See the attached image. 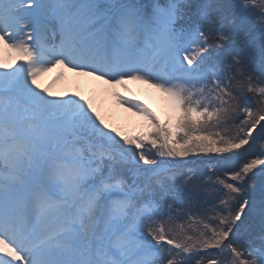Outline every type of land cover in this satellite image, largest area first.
I'll return each mask as SVG.
<instances>
[{"label":"snow or ice","instance_id":"snow-or-ice-1","mask_svg":"<svg viewBox=\"0 0 264 264\" xmlns=\"http://www.w3.org/2000/svg\"><path fill=\"white\" fill-rule=\"evenodd\" d=\"M55 68L144 130L42 89ZM0 264H264V0H0Z\"/></svg>","mask_w":264,"mask_h":264},{"label":"rangeland","instance_id":"rangeland-1","mask_svg":"<svg viewBox=\"0 0 264 264\" xmlns=\"http://www.w3.org/2000/svg\"><path fill=\"white\" fill-rule=\"evenodd\" d=\"M249 39L254 40L255 44H259L260 38L257 32H254ZM5 56H7V52H5ZM63 73L61 76L60 73ZM88 83H91V88H94L93 94H91V88L88 87L83 79V76L77 75L73 71H68L64 68H55L50 72L45 73L42 75L38 83L41 85V88H48L54 96L57 98H68L73 96L74 94H79L83 96L86 100H92L94 105L96 106L97 110L100 111L101 115L105 118L106 123H108L110 126L115 127L119 130H121L123 133L131 136L138 134L139 132L143 131L142 128L143 121L141 117L139 116L138 120L133 121L131 120V115L134 114V111H128L126 105H121L117 100H115L117 107L114 106L112 108V111L114 110V114L111 112V107H109V102H105L102 100L101 96V89L105 87H97V85H94V80L92 78L88 77ZM141 89L144 90L147 88V84H143L138 82ZM95 86V87H94ZM130 99H135L145 105H147L149 108H151L153 111H155L158 115L159 112L156 111L152 106H150L148 103H146L143 99L138 97H128ZM255 99V98H253ZM162 117V116H161ZM154 151V150H153ZM258 151V148L257 150ZM214 153H200L197 156H189L184 158L186 161L190 162L188 164L189 167L195 168L201 175H203L205 172L208 171L209 164H215V159L210 160V155H213ZM229 153H224L220 155H227ZM230 155V154H229ZM249 158H252L251 155ZM208 160V161H206ZM244 162L243 159H239L236 157H233L227 162H221V164L227 163L230 167H239ZM259 167V166H258ZM193 211L197 212L198 214L202 211L200 209H194ZM186 219V216L183 218ZM182 220H178L177 223H182ZM249 223L253 224L254 228L258 229L259 221L258 219L256 221H248Z\"/></svg>","mask_w":264,"mask_h":264},{"label":"bare ground","instance_id":"bare-ground-1","mask_svg":"<svg viewBox=\"0 0 264 264\" xmlns=\"http://www.w3.org/2000/svg\"><path fill=\"white\" fill-rule=\"evenodd\" d=\"M87 78L88 77L83 76V79L86 85L91 88V83L89 84L87 82L88 81ZM94 83H95L94 85H97L98 88L103 86L106 89L108 87V86L102 85L100 82L95 81V80H94ZM90 90H91V94H93L94 88L93 89L91 88ZM116 91H119L122 95L126 97H138V98L143 99L146 103H148L150 106L156 109V111L159 112V114H161L163 118L164 113L166 111V107H167L166 101L164 97L162 96V94L158 92L156 89L151 88L150 86H147L146 89L142 90L138 82H129L127 85V90L125 88H118L116 89ZM101 92H102L101 93L102 100L104 101L103 103L109 102V107H111L110 110L112 111V108L114 106L117 107V104L115 102L116 100L115 96L112 95L111 91H105L104 88L101 89ZM111 113L114 114V110ZM130 117H131V120L133 121H136L139 118V116L135 113L132 114Z\"/></svg>","mask_w":264,"mask_h":264}]
</instances>
